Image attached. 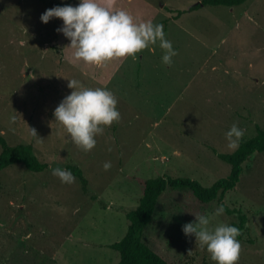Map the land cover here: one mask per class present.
I'll return each mask as SVG.
<instances>
[{"label":"rangeland","instance_id":"374dc122","mask_svg":"<svg viewBox=\"0 0 264 264\" xmlns=\"http://www.w3.org/2000/svg\"><path fill=\"white\" fill-rule=\"evenodd\" d=\"M200 1L99 0L138 22L162 24L176 55L163 64L157 42L135 59L96 66L74 58L70 40L56 31L60 18L40 20L46 9L79 0H0V134L11 146L32 145L48 166L0 171V264H117L107 245L126 232V213L142 194L137 180L188 177L209 187L229 173L213 152L234 151L224 136L232 124L246 130L241 140L253 137L255 126L264 129V0L188 11ZM165 8L185 13L174 19ZM67 79L110 89L118 101L120 120L88 152L53 115L72 91ZM65 165L81 169L86 193L76 177L68 184L52 174ZM242 167L222 202L164 190L142 240L169 264H216L182 225L200 214L210 227L236 222L235 215H215L223 203L246 216L236 264H264V153Z\"/></svg>","mask_w":264,"mask_h":264},{"label":"clouds","instance_id":"9594fccd","mask_svg":"<svg viewBox=\"0 0 264 264\" xmlns=\"http://www.w3.org/2000/svg\"><path fill=\"white\" fill-rule=\"evenodd\" d=\"M53 18L62 20L56 31L70 40V47L75 49L74 58L85 63L101 66L113 58L132 56L135 59L136 53L157 42L164 50L163 64L171 65L172 57L176 55L172 42L165 38L162 24L152 20L138 22L129 11L122 8L110 10L99 0H79L75 6L57 5L46 9L40 16L43 23ZM67 80V87L72 91L61 100L53 115L71 134V141L88 152L95 147L97 135L102 134L106 126L120 120L118 101L110 89L86 87L77 79ZM245 131L233 123L224 133L227 147L237 149ZM111 166L110 161L103 165L105 170ZM51 171L62 183L71 184L75 180L68 169L56 167ZM224 210L222 203L215 209V215L223 214ZM182 231L186 236L194 235L199 246L207 250L216 264H236L239 260L241 243L237 239L240 235L237 226L220 223L210 227V217L200 214L195 216V221L182 225Z\"/></svg>","mask_w":264,"mask_h":264},{"label":"trees","instance_id":"16d2710c","mask_svg":"<svg viewBox=\"0 0 264 264\" xmlns=\"http://www.w3.org/2000/svg\"><path fill=\"white\" fill-rule=\"evenodd\" d=\"M246 0H201L198 4L189 8L188 11L198 9L201 6H223L227 8L237 7ZM168 13H176L174 19L178 18L184 11L165 8ZM217 159L229 166L227 176L216 180L209 187L202 186L198 181L188 177H167L158 176L137 180L142 187V194L137 206L126 213L128 225L124 236L117 242L107 245L119 255L117 264H169L162 257L157 255L151 247L145 243L143 233L151 222L157 199L161 193L168 189L188 190L201 203H208L213 200L222 202L225 194L234 189L239 182L243 172V163L256 153H264V129L255 126L253 137L241 140L239 147L232 153L223 154L213 152ZM21 164L31 172H42L48 168L47 164L40 161L34 154L32 145L16 144L9 145L0 134V171L7 167ZM63 169L72 172L81 185V190L86 193L87 181L80 168L75 165H65ZM222 204V203H221ZM225 213L235 215L236 222L231 225L240 229L237 239L244 240L246 216L238 209H229L225 205Z\"/></svg>","mask_w":264,"mask_h":264}]
</instances>
